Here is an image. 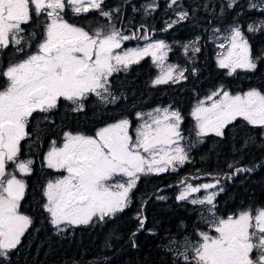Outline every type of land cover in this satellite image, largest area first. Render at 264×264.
I'll return each instance as SVG.
<instances>
[{
  "label": "snow or ice",
  "instance_id": "6c2138e0",
  "mask_svg": "<svg viewBox=\"0 0 264 264\" xmlns=\"http://www.w3.org/2000/svg\"><path fill=\"white\" fill-rule=\"evenodd\" d=\"M142 7L151 15L159 5L150 0ZM167 9L176 18L165 21L161 31L194 16L181 0H168ZM203 9L220 21L209 20L207 41L215 48V66L222 76L255 73L264 64V49L257 52L252 42L257 33L264 35V0H218L205 3ZM120 12L106 0H0V264H11L12 255L35 227L36 217L25 201L29 180L37 174V156L43 182L36 209L57 236L115 222L132 206L142 178L176 172L191 162L193 142L182 127L185 117L172 105L145 111L135 110L133 104L87 130L55 119L61 108L65 116L86 115L92 99L103 106L101 111L108 105L119 108L120 101L129 98L114 91L115 78L147 57L161 69L153 86L188 79L187 67L170 63L165 67L172 46L152 40L145 25L136 30L140 35L118 29L113 21ZM251 13L259 18L252 19ZM90 15L105 23L79 22ZM229 15L232 20L225 23ZM202 39L196 36L181 45L189 63L201 53ZM131 40L149 42L125 47ZM197 74L193 67L191 75ZM189 116L196 143L209 136L223 139L225 130L240 122L259 129L264 137V88L232 91L220 84L196 101ZM250 141L254 142L252 137L243 146ZM33 147L43 151L33 153ZM228 168L233 169L229 178L254 170L234 163ZM212 181L180 182L184 187L175 200L196 206L197 221L190 232L179 233V240L168 239L163 245L171 254L170 264H264V202L251 201L221 215L216 197L224 189L218 188V177ZM202 190L205 195L193 196ZM147 202L142 201L132 217L137 222L129 237L134 248L139 233L157 235L146 228Z\"/></svg>",
  "mask_w": 264,
  "mask_h": 264
},
{
  "label": "trees",
  "instance_id": "16d2710c",
  "mask_svg": "<svg viewBox=\"0 0 264 264\" xmlns=\"http://www.w3.org/2000/svg\"><path fill=\"white\" fill-rule=\"evenodd\" d=\"M111 8L120 7L115 23L118 29H127L136 32L143 24L148 29L151 38H160L172 46L168 54V60L189 69L185 73L188 79L178 84H163L153 86V80L158 75V68L150 57L145 58L139 65H133L128 73H120L114 80L117 90H122L130 95L128 101H120V107H109L101 111L103 106L96 108L92 103L86 108L83 121H91L99 118V124L106 117L115 115L121 109L135 105V110L147 109L152 106L172 105L181 111L185 117L182 127L185 136L190 137L193 146L190 150V163H185L177 173L162 174L155 177H144L138 184V190L134 196L132 207L121 214L115 222L96 227H81L64 236L54 234L52 227L41 215L35 213L36 224L26 234L22 246L14 257L11 264H170L171 254L164 250L163 241L170 238L174 232V217L179 216V233L190 232L197 221L196 206L180 202L179 208L172 201L166 204L154 203L159 208L157 213L150 212L159 225L156 236L141 232L136 237L138 247L131 246L130 234L137 227V222L132 218V211L136 213L141 207V202L148 198L147 192L169 185L178 178H190L200 176L207 180L218 177L223 191L216 197L220 214H227L251 201L264 202V137L259 134V129H254L243 122L235 127L229 126L226 136L221 139L215 136L204 138L203 143H196V137L192 133L193 121L189 116L192 106L198 99L205 97L210 91L220 84H224L232 91L247 89L249 87L264 88V64L258 66L255 73H248L247 77L241 72L239 78L224 77L221 70L215 66V48L207 41L212 24L220 21L211 13L204 11L205 3L218 4V0H181L185 9L194 13L193 19L182 22L168 31H161L165 27V21L175 19V13L167 9L168 0H156L159 7L151 15H145L143 5L150 0H106ZM133 9H136L135 11ZM252 19H258V13H251ZM245 16L243 19H247ZM103 24L102 18L89 19L86 23ZM232 15L226 18L225 23L231 22ZM249 22H251L249 20ZM206 29L208 31H206ZM142 34V33H140ZM137 32V35H140ZM201 36L202 51L197 54L195 63H189L181 45ZM137 41V40H136ZM135 40L126 42L133 45ZM257 52L264 49V35L259 33L252 40ZM190 55V53H189ZM198 69L197 75H191V69ZM129 85V90L126 88ZM98 110V112H97ZM60 113V121L66 120L70 125H78L81 116L78 114L64 115ZM59 121V122H60ZM249 137L253 141L244 147V141ZM236 149H242L237 151ZM229 163L236 167L253 168L251 172L231 175L233 169L228 168ZM211 173L212 177L206 176ZM172 189V188H171ZM174 199V194H171ZM39 200V199H38ZM148 205H150L148 203ZM150 221V218H149ZM184 225H187L185 229Z\"/></svg>",
  "mask_w": 264,
  "mask_h": 264
},
{
  "label": "flooded vegetation",
  "instance_id": "af4514ba",
  "mask_svg": "<svg viewBox=\"0 0 264 264\" xmlns=\"http://www.w3.org/2000/svg\"><path fill=\"white\" fill-rule=\"evenodd\" d=\"M97 17L95 15H90L89 16V19H96ZM70 22H73V21H70ZM80 23H86L85 21L81 20L79 21ZM125 30V33H134V32H129L127 31V29H123ZM137 34V32H136ZM140 34V33H139ZM11 58V56L9 57ZM129 83L126 85V88L129 90ZM114 91L119 95L121 93H123L124 95L128 96V98L130 97L129 94H127V92H123L122 90H117L114 86ZM123 101V100H121ZM94 103L96 108L100 107L101 105H98L95 101V99H92L90 101H88V104H87V107ZM168 106V105H167ZM109 107H115L113 105H108L107 108ZM154 107H157V106H152L150 108H147V109H142V110H150ZM161 107H164V106H161ZM174 108V107H173ZM127 109H130V108H127ZM126 109V110H127ZM65 109L64 108H61L60 109V112L59 114L55 117V119L57 120V122L59 123L60 119H59V115L60 113L64 112ZM98 112V110H97ZM81 116V122L78 124V125H75V126H79L81 128H84L85 130L89 129V128H92L94 126H100L99 124V118H95L91 121H86L84 122L83 121V115H80ZM45 131H47V129H45ZM45 148H46V145H45ZM25 151L27 152V146H25ZM40 151H43V149H36L35 147H33V153H36V152H40ZM37 164H36V169H37V174L34 175L30 180H29V185H30V192H29V198L28 200L25 201V208H30L31 209V213L32 215L35 216V213H36V203L38 201V199H40V195H39V189H38V186L40 183L43 182V177L41 176L40 174V162H39V157L37 156ZM180 167H178V170H179ZM178 171L176 172H166V173H162V174H168V173H177ZM160 174V175H162ZM155 176H159V175H150L148 177H155ZM194 176V175H193ZM191 178V177H190ZM176 180L172 181L169 185H172V187H169V185H166V186H160V188H157L155 190H150L147 192L146 195H148V198L151 197V199H148L146 198L145 200H147V204L144 205V212L147 216V224H146V228L148 229H151L153 230L155 233H156V229H158V224L156 223L157 221L154 220V218H151L149 215H150V212L149 210H151V212L153 213H157L159 211V208H157L156 206H153L152 204L154 203H163V204H166L165 207H167V210H170L169 208V203L170 201H172L174 203V205L176 207L179 208L178 204L180 202H177L175 200V196L178 194V192L180 191V189L182 188L181 186V181L180 179L178 178H175ZM185 179V178H184ZM183 179V180H184ZM222 186V185H221ZM172 188V189H171ZM163 190V191H158V190ZM174 194V199L172 200L171 199V194ZM158 195H164L166 197H168V199L166 201H160V200H157L155 197L158 196ZM133 202H134V198H133ZM148 203L150 205H148ZM186 203V202H185ZM187 204V203H186ZM133 205V203H132ZM132 207V206H131ZM135 215V213L132 211V217ZM221 215H225V214H221ZM149 218H150V221H149ZM179 225V216L176 215L174 217V224H173V227H174V232H173V236L170 238L169 236L166 237V240L163 241V245L167 243L168 239H172V238H176L177 240L180 239L179 237V229L177 228V226ZM144 233H148L147 231H144ZM25 239V238H24ZM13 258L17 259V256L14 257V254L12 255Z\"/></svg>",
  "mask_w": 264,
  "mask_h": 264
},
{
  "label": "rangeland",
  "instance_id": "374dc122",
  "mask_svg": "<svg viewBox=\"0 0 264 264\" xmlns=\"http://www.w3.org/2000/svg\"><path fill=\"white\" fill-rule=\"evenodd\" d=\"M125 34H131V33H125ZM152 40H163V39H160V38H151ZM136 41V40H135ZM128 42H130V41H128ZM149 41H145V40H140V41H136V42H134V44L133 45H130V46H128L127 44H126V42H125V47H136V46H138V45H140V46H143L145 43H148ZM168 43V42H167ZM169 44V43H168ZM170 45V44H169ZM177 64V63H173V62H171L170 60H167L166 62H165V67H167V65L168 64ZM179 65V64H178ZM181 66V65H180ZM181 67H183V66H181ZM158 68V75L160 74V72H161V69L159 68V67H157ZM157 75V76H158ZM156 76V77H157ZM204 98V97H203ZM187 137V136H186ZM189 182H191V183H194V184H196V183H207V182H213L212 181V178L209 180V179H207V180H204V179H199V180H191L190 178H189ZM221 181H220V183H219V185H218V188H220V187H222L221 186ZM181 186L182 187H184V185L183 184H181ZM223 188V187H222ZM210 191H212V190H210ZM203 195H205V193L203 192V190L200 192V193H194L193 194V196H199V197H202Z\"/></svg>",
  "mask_w": 264,
  "mask_h": 264
}]
</instances>
